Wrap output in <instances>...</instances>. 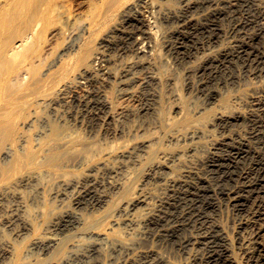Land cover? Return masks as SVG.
Wrapping results in <instances>:
<instances>
[{"label":"rangeland","instance_id":"374dc122","mask_svg":"<svg viewBox=\"0 0 264 264\" xmlns=\"http://www.w3.org/2000/svg\"><path fill=\"white\" fill-rule=\"evenodd\" d=\"M153 1L143 10L153 28L152 49L125 56L103 47L117 40L121 17L84 33L82 26L93 17L96 0H70L73 20L51 24L19 63L34 68L38 79L14 82L0 91L1 99L18 103L10 116L15 130L0 132V264H140L138 257L146 251L163 255L171 264H199L192 253L150 242L146 223L178 185L201 174L200 162L225 139L217 126L220 117L236 120L235 133L248 136L252 120L261 115L264 71L256 76L233 67L232 78L224 74L216 97L208 100L198 87L204 58L228 53L235 43L225 36L209 52L206 47L196 58L177 60L168 50L173 25H163V19L178 13L183 0ZM70 45L74 47L67 50ZM98 53L106 57L96 64L98 78L90 88L106 95L110 109L96 123L66 97L81 92V73L94 66L92 58ZM67 76L71 87L61 88ZM25 101L29 103L22 105ZM52 155L56 158L50 162ZM86 180L97 183L105 199L102 207L77 208L78 188ZM136 200L138 206L130 208ZM220 206L216 220L232 246L233 264H248L245 246L251 242L252 221ZM68 213L81 214L80 223L68 232L55 231L54 224ZM53 238L55 245L47 251L36 248ZM96 247L97 256L92 251Z\"/></svg>","mask_w":264,"mask_h":264},{"label":"bare ground","instance_id":"6f19581e","mask_svg":"<svg viewBox=\"0 0 264 264\" xmlns=\"http://www.w3.org/2000/svg\"><path fill=\"white\" fill-rule=\"evenodd\" d=\"M70 3H72L70 0H0V91L8 88L14 82H32L38 79V74L34 68L27 64L20 66L19 63L26 58L27 52L42 38L43 33L51 24L62 23L63 21L69 23L73 20L74 16ZM182 3L183 7L178 13L167 15L163 19L165 22L163 25H173L171 26L172 32L168 50L177 60L181 62L191 60L201 49L206 50V47L209 52L220 45L219 43L225 36L231 39V43H235L233 50L228 53L214 51V55L209 54L207 58H204L202 74L200 80L199 77L197 79L199 91L208 100L216 97L218 85L224 79V74L229 77V72L232 73L233 67L239 68L246 74L256 76L264 71V0H183ZM150 5H154L153 0H96L93 17L82 26L81 31L85 33L94 28L101 29L120 16L121 23L116 34L118 35L117 40L114 38L116 41H108L103 47L125 56L128 53L147 54L153 47L150 40L153 28L149 27L143 10H146ZM226 21L230 23L228 27L225 26L227 25ZM109 38H113L112 35ZM72 47L74 45L68 46L67 50ZM200 54L202 53L200 52ZM105 57L106 55L98 53L92 58L94 66L81 73L82 79L85 80L80 83L82 85L81 92L78 93L77 90H74L71 92L72 95L69 94L70 96L66 97L67 102H77V105L79 104L92 120L96 119L99 122L101 117L106 115L110 109L109 101L105 94L96 93L90 87L98 78L95 72L98 70L96 64L104 61ZM102 71L104 75L109 74L106 69H102ZM70 78L71 76L65 78L66 82L61 88L71 87ZM123 78L126 80V75ZM28 103L25 101L21 104L27 105ZM17 106L18 103L14 101L8 102L0 98V132L5 135H9L15 130V125L10 116ZM75 106L74 104L72 107ZM220 118L217 126L225 139H222L204 162H200L203 163L202 171L199 170L201 174H197L198 176H195L194 179L192 177L193 181L189 184L185 183L179 187L177 182L179 189L176 191L172 189L176 193L171 196L172 198L166 204L164 202V206L160 205L161 209L157 214L152 218L149 217L150 219L146 223L147 239H150V242L153 240V242L158 241V243L165 244V249L169 246L170 250L172 247L182 254L189 255L192 253L199 264H233L232 246L228 243L226 234L218 224L215 214L218 211V206L220 208V204H225L238 213L240 217L245 215L252 221L253 233L251 240H248L251 242L246 243L245 246L247 263L264 264V102L261 106V115L252 120L250 124L251 129L247 137H241L235 133L237 130H234L233 126L236 124V120ZM247 129L249 130V128ZM12 145L8 147L12 149ZM54 158L56 155L50 156L48 160L52 162ZM173 183L175 184V182ZM96 184L86 180L79 186L77 208L84 207L95 210L103 206L105 199L100 194ZM69 191L72 192L70 188ZM138 203V200L133 201L130 208H136ZM126 206L128 208V204ZM65 215L53 226L55 231L59 233L75 229L81 220V214L70 213L69 215L68 213ZM234 216L236 217V215ZM55 242L54 238L50 241H41L36 244V248L47 251L55 245ZM240 242L242 241L240 240ZM97 249V247L92 249L96 256L99 251ZM150 252L146 251L143 257H138L139 259L142 258L140 264H171L163 255ZM117 253L119 254V252ZM130 253L128 252L126 255ZM124 255L122 256L124 257ZM96 256L93 255L92 257ZM79 258L82 259V257Z\"/></svg>","mask_w":264,"mask_h":264}]
</instances>
